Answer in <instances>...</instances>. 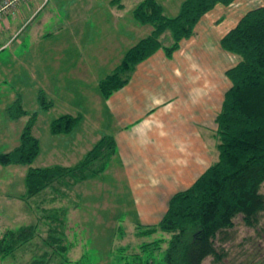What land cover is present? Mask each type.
I'll return each mask as SVG.
<instances>
[{"label": "rangeland", "instance_id": "rangeland-1", "mask_svg": "<svg viewBox=\"0 0 264 264\" xmlns=\"http://www.w3.org/2000/svg\"><path fill=\"white\" fill-rule=\"evenodd\" d=\"M183 1L158 0L169 18L179 13ZM139 3L140 0H51L35 19L28 22L19 37L7 33L13 38L0 50V154L14 150L29 120L28 116L23 117L10 129L5 127L7 110L17 99L22 100L29 113L38 112L33 136L37 137L40 149L31 165H0V243L4 239L6 246L11 245L12 240L6 238L11 232L18 233L25 228L35 230L34 237L27 243L22 242L23 245L13 254L6 256L1 251L0 264L163 263L170 236L161 232L140 235L144 229L139 227L138 215H133L136 208L132 206L127 176L113 159L98 175L92 173L101 162L95 164L87 180L73 189L69 188L70 179H65L59 183V191L50 188L42 194L43 197L22 199L27 194L26 170L77 166L107 129L101 106L104 100L98 84L121 65L131 48L151 33V26L141 25L133 17ZM262 4L263 0L243 2L246 12ZM76 25L83 32L82 38L80 35L78 38L84 53L89 55L85 57L84 54L85 62L76 56L80 50L74 38ZM60 27L69 43L66 52L63 47L59 50L58 43L55 45L54 40L60 38L58 34L49 37L51 33L59 32ZM6 37L4 34L0 39L7 43ZM160 41L164 47L173 42L168 31ZM210 49L214 52V47ZM220 52V67H229L235 64V59L238 60L231 54L225 60V52ZM65 55L68 59L63 61ZM64 72L66 74L61 75ZM32 73L34 78L37 76L36 82ZM45 76L50 77V82ZM61 81L64 82L62 85ZM41 87L50 93L47 101L53 107L49 111L43 110L38 102ZM82 114L87 120L70 134L51 132L50 124L60 117ZM218 144L215 132L209 143L215 157L214 164L218 161ZM260 193L264 196V183ZM60 194L63 197L56 199ZM40 200L42 204H39ZM44 209L63 211L64 214H45ZM50 237L63 240L61 244L67 248L64 253L58 251L59 247L52 248ZM156 241L160 244L155 249L142 247ZM216 248L222 259L216 262L213 257H208L202 264H264V211L258 215L253 227L246 226L241 216L236 217L233 228L219 236Z\"/></svg>", "mask_w": 264, "mask_h": 264}, {"label": "trees", "instance_id": "trees-1", "mask_svg": "<svg viewBox=\"0 0 264 264\" xmlns=\"http://www.w3.org/2000/svg\"><path fill=\"white\" fill-rule=\"evenodd\" d=\"M4 1L0 0V6ZM234 1L184 0L179 13L169 18L156 0H140L133 17L141 25L151 26L152 31L125 54L114 72L100 81L98 86L102 99L106 101L127 85L136 66L159 49L163 48L165 55L170 57L179 49L182 40L193 36L197 23L215 6H230ZM166 31L173 40L169 47H164L160 41ZM220 46L239 60L225 74L231 86L224 95L215 121L219 139L218 161L190 188L171 198L167 212L156 226L141 232L143 235L161 232L170 236L161 264H202L208 257L219 262L222 255L216 248V241L233 228V220L241 216L246 226L253 227L258 215L264 211V196L260 193L264 183V0L262 5L241 17L221 39ZM38 102L43 110L49 111L53 107L43 91L39 93ZM7 114L13 121L25 116L29 120L21 135L20 145L9 153H1L0 165H31L40 149L38 139L33 136L38 113H29L23 107L22 100L17 99ZM82 119V116H62L52 122L51 132L55 135L70 134ZM115 152V139L105 136L75 167L29 169L26 176L27 194L22 199L30 200L50 188L59 191V183L65 179L71 181L69 188L84 182L99 162L101 165L92 174L103 173L106 162ZM34 231L33 228H25L18 233L11 232L6 238H10L12 244L6 246L4 239L1 240L0 252L6 256L13 254L34 237ZM50 240L52 248L59 247L61 253L67 249L61 244L62 239L50 237ZM160 241L142 247L155 249Z\"/></svg>", "mask_w": 264, "mask_h": 264}, {"label": "crops", "instance_id": "crops-1", "mask_svg": "<svg viewBox=\"0 0 264 264\" xmlns=\"http://www.w3.org/2000/svg\"><path fill=\"white\" fill-rule=\"evenodd\" d=\"M50 1L23 0L5 14L0 21V38L6 34L8 41L4 43L5 40L0 39V50L13 38L9 37L10 34L14 33L19 37L28 22L35 19ZM243 2L244 0H235L230 6H215L197 23L193 36L182 40L179 49L170 57L165 55L163 49H159L136 66L127 85L106 101H101L107 129L102 136L99 135L89 152L103 137L115 139L116 152L110 159L118 163L127 176L132 206L137 211L133 215H138V223L142 224L139 227L144 230L159 223L168 210L171 198L190 188L214 164L212 144L209 146V143L217 131L215 121L224 95L231 86L225 74L239 60L235 59V64L229 67H220V51H223L220 41L246 13ZM76 26L74 38L80 48L76 56L85 62V57L89 55L84 53V47L78 38L79 35L82 38L83 32L79 31V25ZM84 28L86 30L85 26ZM58 30L59 32L51 33L49 37L58 34L60 38L58 41L54 40L55 45L58 43L59 50L63 47L66 52L68 40L62 34L63 28ZM89 32H92L91 28ZM210 47H214V52ZM227 57L228 53L225 52V60ZM67 59L65 55L63 61ZM49 78L47 77V82ZM33 80L36 82L37 76ZM63 83L61 81L60 85ZM41 91L46 96L50 94L43 87L39 89V93ZM80 116L83 118L81 123H84L87 116ZM16 121L8 117V122H4L5 127L10 129ZM22 133L15 148L20 145ZM28 171L25 173V184ZM79 183L70 188H75ZM42 194L33 199L43 197ZM63 194L56 199L63 197ZM42 203L40 200L39 204ZM51 212L64 214L63 211L44 209L45 214Z\"/></svg>", "mask_w": 264, "mask_h": 264}, {"label": "built area", "instance_id": "built-area-1", "mask_svg": "<svg viewBox=\"0 0 264 264\" xmlns=\"http://www.w3.org/2000/svg\"><path fill=\"white\" fill-rule=\"evenodd\" d=\"M19 2L20 0H5L3 5L0 6V21L4 15L14 9Z\"/></svg>", "mask_w": 264, "mask_h": 264}]
</instances>
